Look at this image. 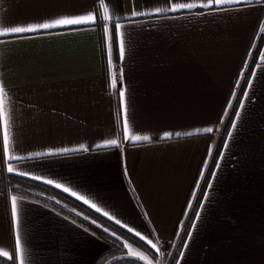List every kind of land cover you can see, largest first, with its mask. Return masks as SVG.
<instances>
[{
  "label": "crops",
  "instance_id": "1",
  "mask_svg": "<svg viewBox=\"0 0 264 264\" xmlns=\"http://www.w3.org/2000/svg\"><path fill=\"white\" fill-rule=\"evenodd\" d=\"M175 2L194 7L171 11L170 0H0V32L88 13L102 20L105 7L112 17L105 23L121 26L120 37L111 39L98 24L0 35L13 157H3L0 135V167L74 197L144 236L156 252L181 229L252 50L264 36L262 0H213L211 7L209 0ZM134 9L142 15L131 17ZM120 89L130 135L148 141L123 140ZM239 101L179 264H264V39ZM109 139L118 145L105 146ZM13 196L26 264H93L108 250L61 213L0 192V252L8 253L0 264H13Z\"/></svg>",
  "mask_w": 264,
  "mask_h": 264
},
{
  "label": "trees",
  "instance_id": "2",
  "mask_svg": "<svg viewBox=\"0 0 264 264\" xmlns=\"http://www.w3.org/2000/svg\"><path fill=\"white\" fill-rule=\"evenodd\" d=\"M262 2L264 3V0H262ZM263 39L264 36L261 35L252 50V54L247 64L246 71L242 77L236 98L232 106L229 107L226 117L222 122V126L220 127V134L216 148L213 151V154L207 164L198 187L196 188L195 186L194 188L195 195L190 203L188 212L182 221L181 229L179 230L178 234L174 236L173 241L169 245L173 246L169 264H176L177 259L180 255L181 249L187 238V233H189L190 231L191 225L206 189L208 180L218 158L221 145L227 133L232 117L235 113V109L238 105V101L243 87L246 83L248 74L252 66L256 62L257 54L263 43ZM0 192H3L6 195H18L29 200L42 203L47 207L66 216L70 220L74 221L78 225L84 227L85 229L105 241L109 245L108 250L103 252L94 261L93 264H143L135 257L124 255L125 247L123 242H126L129 245L139 249L148 256H156V251H154L140 238L133 235L116 223L112 222L111 220L100 215L99 213L93 211L86 205L80 203L74 197L48 184L25 177L7 174L4 168L0 167ZM105 229H107V231H105Z\"/></svg>",
  "mask_w": 264,
  "mask_h": 264
},
{
  "label": "snow or ice",
  "instance_id": "3",
  "mask_svg": "<svg viewBox=\"0 0 264 264\" xmlns=\"http://www.w3.org/2000/svg\"><path fill=\"white\" fill-rule=\"evenodd\" d=\"M101 2H104V0H101ZM172 7L171 11H178L185 8H192L194 7L193 4L183 3V4H177L175 0H170ZM226 2V0H214V5H223ZM231 2L240 3V4H251L257 2V0H231ZM209 7L213 6V0H209L208 5ZM157 13L161 11V9L157 8L155 10ZM138 15H142V13L136 11L135 9L130 13L131 17H135ZM112 17L109 15V8H104V15L103 19H99V13L97 12L95 15L92 13H88L87 15H79L75 18H61L56 19L54 22L51 23H38L34 26H4V29L2 32H0V35H18L23 33H33V32H44L46 30L55 29L59 27H68V26H80V25H94L99 24L103 27V34L105 38L111 39L112 36L120 37L121 35V26L119 24H113L109 25L108 23H105L106 21H111ZM120 55L123 57L124 55V45L123 41H120ZM249 85H251V81L248 82ZM115 86V84H114ZM119 91V101H120V109L121 114L123 118V128H122V137L124 141H131V142H138V141H148L150 139L147 135H130V125L127 119V104H126V94L125 91L120 89ZM248 91H245L244 93V99L240 100L239 103L241 104V107H243L245 101L248 99ZM7 96L5 87L2 83H0V135H2V141H3V157L7 159H13V157H9V140H10V124H9V114L5 110V97ZM241 113L240 111L236 112L237 120L239 119ZM236 120L233 121V129L236 126ZM208 132H212V128L207 129ZM166 136L170 135L168 133L165 134ZM178 135V134H177ZM231 135V132H229V136ZM118 145L117 139H109L105 142V146H116ZM37 155H40L39 153ZM7 171L9 173H12L14 171L13 167L11 165L8 166ZM215 175V173H213ZM48 183H52L51 180L47 181ZM60 185H57L59 187ZM211 186V185H209ZM65 191H68V189H65ZM207 193H205V196ZM87 203V201H85ZM11 216H12V223L14 228L17 229V237L15 241V253L14 257H10V259H13V264H16L18 261V264H26V252L24 247H22V239L21 235L19 233V229L22 227L19 221V213L17 209V199L15 196L11 197ZM197 216H199V213H197ZM107 231V229H105ZM131 231V229H129ZM137 235H140L137 233ZM189 238L191 237V233H187ZM141 239H144V236L140 235ZM149 244L152 245L153 248H156V245L149 240ZM185 241V245H186ZM126 246V245H125ZM183 255V253H181ZM0 256H8L7 252H0ZM179 264V262H178Z\"/></svg>",
  "mask_w": 264,
  "mask_h": 264
},
{
  "label": "rangeland",
  "instance_id": "4",
  "mask_svg": "<svg viewBox=\"0 0 264 264\" xmlns=\"http://www.w3.org/2000/svg\"><path fill=\"white\" fill-rule=\"evenodd\" d=\"M204 173V169H202V174ZM201 179H199L198 183L196 184V188ZM125 247V256L135 257L140 260L143 264H169L170 258L172 254L173 246H169L168 243L163 242V246L161 245L160 248L157 249L156 256H148L144 254V252L140 251L139 249L129 245L126 242H123ZM126 245V246H125ZM178 260V259H177ZM178 264V262H176Z\"/></svg>",
  "mask_w": 264,
  "mask_h": 264
}]
</instances>
